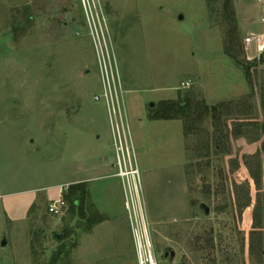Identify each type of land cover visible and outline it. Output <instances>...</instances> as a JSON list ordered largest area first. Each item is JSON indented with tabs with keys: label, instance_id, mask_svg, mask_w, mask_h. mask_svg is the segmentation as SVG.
<instances>
[{
	"label": "rangeland",
	"instance_id": "obj_1",
	"mask_svg": "<svg viewBox=\"0 0 264 264\" xmlns=\"http://www.w3.org/2000/svg\"><path fill=\"white\" fill-rule=\"evenodd\" d=\"M86 1L0 0V264H139L119 129L156 264H264L250 249L253 207L264 205V61L226 55L234 26L240 48L264 31L256 0H231L234 26L224 0ZM103 53L122 90L108 104ZM186 98L227 105L220 147L210 116L190 136L182 121L149 120ZM77 183L103 218L90 230L88 205L85 219L66 201L63 215L49 212Z\"/></svg>",
	"mask_w": 264,
	"mask_h": 264
},
{
	"label": "trees",
	"instance_id": "obj_2",
	"mask_svg": "<svg viewBox=\"0 0 264 264\" xmlns=\"http://www.w3.org/2000/svg\"><path fill=\"white\" fill-rule=\"evenodd\" d=\"M231 0H224L223 9L226 19L235 25L234 13L232 10ZM243 54L242 47L240 48L239 37L236 33V28L229 35L226 42V55L232 61L237 62L238 55ZM238 65H240L238 63ZM250 67L246 69L245 75L249 78ZM227 108V105L208 106L204 102H197L191 98H186L179 102H161L159 105L152 109L153 113L149 116L151 121H182L184 135L190 136L196 130L198 126L202 124L204 119L208 116L213 120L215 127V147H220L221 137L225 131V127L221 120L224 116L223 110ZM200 131V129H199ZM255 184L258 185V177H254ZM63 200L69 203V212L74 217L76 213L79 214L82 219L87 217L86 205L89 206L90 218L88 221L90 225L88 229L90 230L92 226L101 223L103 218L96 211L95 206L90 201V195L86 188V183L73 184L68 188V192L63 196ZM251 205V200L249 197L243 203H239V209L243 210L249 208ZM86 209V210H85ZM250 249L254 252L260 253L264 256V205H260L257 202L253 207L252 212V232L250 236ZM197 244L200 243V239H197ZM207 245H213V239L209 238L207 240ZM204 251L205 248H200Z\"/></svg>",
	"mask_w": 264,
	"mask_h": 264
},
{
	"label": "built area",
	"instance_id": "obj_3",
	"mask_svg": "<svg viewBox=\"0 0 264 264\" xmlns=\"http://www.w3.org/2000/svg\"><path fill=\"white\" fill-rule=\"evenodd\" d=\"M93 0H87L85 4H88L89 8ZM94 2V1H93ZM95 6V5H94ZM256 6L261 12L260 23L264 26V0H256ZM92 10V9H91ZM101 28V27H100ZM94 31L97 34V27L95 26ZM101 36H103L102 28L100 29ZM94 37H96L94 35ZM106 48V46H105ZM242 51L245 59L249 63H259L264 61V31L261 32H250L242 40ZM102 54L103 59L100 58V69L101 77L104 85L103 97L106 104L111 101L113 102L112 95L113 90L118 95H122L120 87V79L118 68L116 63L111 61L110 55ZM103 60V61H102ZM119 86V87H118ZM189 83L185 84L188 87ZM99 100V98H95ZM119 104V112L120 103ZM110 106V105H108ZM111 111V110H110ZM125 134V130H123ZM118 135L114 137L116 146V162L120 168L119 177L123 180L126 210L129 213L131 225L133 228V239L135 243L136 255L139 264H156L155 256L153 253V246L148 232V223L146 222L145 211L143 207V201L140 195V181L139 171L137 169L128 170L127 165H131L130 150L127 145H123L121 130H117ZM124 139V137H123ZM127 144V139H125ZM124 166V167H123ZM124 168V169H123ZM66 208L65 201L58 200L50 205L49 212L54 215H63V210Z\"/></svg>",
	"mask_w": 264,
	"mask_h": 264
},
{
	"label": "water",
	"instance_id": "obj_4",
	"mask_svg": "<svg viewBox=\"0 0 264 264\" xmlns=\"http://www.w3.org/2000/svg\"><path fill=\"white\" fill-rule=\"evenodd\" d=\"M181 18V17H180ZM151 107H153V104L151 105ZM202 208L205 210V214L209 213V210L207 208H205L204 206H202ZM66 236V232L63 231L61 233H53V238L57 241H61L64 239V237ZM2 245H5V242L2 243ZM164 258H169L170 261H172L175 257L174 252L171 249H168L164 252L163 255Z\"/></svg>",
	"mask_w": 264,
	"mask_h": 264
},
{
	"label": "crops",
	"instance_id": "obj_5",
	"mask_svg": "<svg viewBox=\"0 0 264 264\" xmlns=\"http://www.w3.org/2000/svg\"><path fill=\"white\" fill-rule=\"evenodd\" d=\"M161 101H164V100H161Z\"/></svg>",
	"mask_w": 264,
	"mask_h": 264
}]
</instances>
